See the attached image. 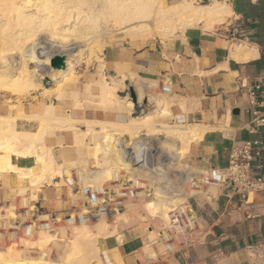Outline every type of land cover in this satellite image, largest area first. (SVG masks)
Here are the masks:
<instances>
[{
    "label": "crops",
    "instance_id": "1",
    "mask_svg": "<svg viewBox=\"0 0 264 264\" xmlns=\"http://www.w3.org/2000/svg\"><path fill=\"white\" fill-rule=\"evenodd\" d=\"M166 1L171 5L165 7L160 2L164 8L192 0ZM194 1L215 2L225 7V15L218 19L230 16L229 23L214 26L210 31L200 22L165 41L152 39L137 46L116 44L104 49L103 72L114 81L108 83L113 86L117 83L118 87L114 94L104 98L100 94L103 83H100V100L105 105L124 102V106L114 110H72V100L64 101L61 106L44 95L21 103L0 97V118L14 119L18 132H38L42 114L45 115L50 105L59 108L54 110L58 118L69 119L70 128L47 132L43 146L54 157V163L61 164L62 171H68L76 184L79 181L95 183L94 176H104L117 159H128L135 165L142 163L134 154L137 148L150 153L157 148L156 140L149 138L147 132L141 133L142 142L135 141L130 149L122 142L121 147L115 141V133L122 136L125 131L136 135L138 132L133 134L130 127L104 130L103 141L94 147L87 124L106 122L123 126L150 116L151 124L158 131L160 127L171 125L194 128L201 133V137L190 144L188 156L178 164L184 171L183 181L187 176L204 182L201 191L193 189L194 194L187 195L190 192L187 186L183 190L187 206L197 219L194 232L183 234L177 246L168 244L159 239L158 234L173 233L169 225L162 228L151 222L134 221L129 215L126 221L118 223L113 234L97 239L100 264H252L245 247L264 243V193L253 195L247 204L240 205L237 199H227L220 184L211 177L227 167L233 148L248 141L264 145V124H255V120L264 118V86H261L264 83V0ZM223 20L210 21L208 26ZM257 86L260 88L255 90ZM164 87L166 97L162 98L158 94ZM131 90L137 100V92H144L142 102H132ZM252 91L256 97L254 106L249 102ZM164 103L168 104V109L162 116L157 105ZM63 109L71 110L66 111L70 114L64 115ZM71 122L78 123L72 125ZM51 123L50 126L54 125ZM95 131L99 132V128ZM127 143L131 145L130 141ZM104 148L108 152L105 159L99 154L104 153ZM39 150L36 148L39 153L28 157L0 152V206L4 211L13 212L24 198L44 214H69L79 203L71 197L68 186H56L59 177L52 178L53 184L33 187L29 183L31 175L41 173V162L35 160ZM252 164L256 168L254 173L264 180V151L253 158ZM23 168L29 175H19ZM73 191L76 197L75 188ZM103 229L106 231V227Z\"/></svg>",
    "mask_w": 264,
    "mask_h": 264
},
{
    "label": "rangeland",
    "instance_id": "2",
    "mask_svg": "<svg viewBox=\"0 0 264 264\" xmlns=\"http://www.w3.org/2000/svg\"><path fill=\"white\" fill-rule=\"evenodd\" d=\"M160 2L165 7L171 5L166 0H152L153 5L156 7L154 10L155 13L158 11L157 8L159 6L162 9H168L162 7ZM209 4L210 3L207 2H196L192 0L189 7L184 4L177 6V11L171 15L164 16V18L156 17L155 13L151 14L149 21H151L154 26H150L147 31H145L146 33L140 28L139 29L143 31V33L140 31L141 34L135 32L139 31V29L135 30V28L134 31L129 29L130 32L129 30L103 32L98 35L97 39L88 38L85 43L87 44L86 47L79 46L76 40L74 39V41L71 37H68L67 41L64 42L62 39H58L54 34L49 36L46 32L48 30L52 31V28L48 29L44 26L49 24V22H45L41 26H38L35 32L31 34V32H23V28L16 25L13 20H10V22H7V24L11 25V27L8 28V40L16 45V49L11 52L0 51V76L7 73V61L5 58L8 55L14 57V59L16 56V60L18 57L23 60L22 57L29 56V59L36 63H29L27 66H22L23 70L26 69V71H22L20 66L18 67L21 69L18 68V70H21L24 75L27 73L30 74V76L27 74L26 77L29 78V82L34 81V83H36L37 90L35 89L36 91L34 90L31 93H14L5 90L0 91V97L21 103L29 98L44 95L49 99H55L61 106L64 101L72 100L74 102L72 110H84L86 108H89L90 110H114V108L124 106V102L122 104L117 102L113 105H105L100 100L98 92L99 84L111 82V78H107V75L103 72L102 54L104 49L116 44L137 46L152 39L165 41L174 37L177 33H182L186 28L197 26L200 22H202L201 26L204 29L210 31H213L214 26H226L230 21V16L225 17V19L223 18V20L215 17L208 18V16L200 13V6H207ZM8 15L9 19H12L13 16L10 14ZM4 20H6V18H4ZM218 20H223V22L220 24L214 23L212 26H208L211 24L210 21L216 22ZM169 25L173 30L161 29V27ZM58 27L59 26L57 25L55 26L56 29H58ZM55 55L65 57L66 69L64 71L53 70L50 68L49 61L48 70L42 72L40 76L41 81L40 79L38 81V78H33L36 76H34L35 74L32 72L37 68L36 64L43 60V56H46L50 60ZM15 70H17V67H15ZM21 71L20 74H22ZM42 77H45L44 80H42ZM47 89L51 90L49 91ZM165 89L166 88L164 87L163 91L158 94L162 98L166 97ZM143 96H145L144 92ZM108 97L111 98V96ZM157 106L158 110L162 112V116H165L168 104L164 103L163 106L162 104H158ZM54 110H59V108L53 109V111ZM68 110L69 109H63V114H70L69 112H66ZM1 119L3 118H0V121ZM8 119L14 121L12 118ZM49 122H52L51 118H48L47 123L50 124ZM69 123V119H66L65 124L70 126ZM77 123L78 122H71L72 125ZM115 125L116 124L106 122L87 124L86 126L89 128L90 142L93 143V146L95 147L96 145L101 144L105 134L104 130L113 131V128L114 130H126L134 125V123L130 122L123 126ZM96 127L99 128V132L95 131ZM189 129H191V131L193 130L192 128L168 125L160 127L158 131L155 129L154 125L150 124L145 127L142 126L137 128L136 131H138V133L136 135L124 131L126 134L120 136L119 132H117L118 134L114 132V138H116L115 141L118 142L121 147V142L124 143V146L127 144L129 145V143H127L129 141L131 144L129 146H133L132 144H134L135 141L142 142V137H140L141 133L147 132L146 135L149 138L156 140L158 149L154 148V152L150 153L143 148H137L135 153H133L138 162L140 161L142 163L135 165L131 164L128 159L120 160L111 167H118L115 170L114 175L108 176L110 178L107 176L95 175V183L86 184L79 181L76 184L72 181L71 174L68 171H65L66 173L62 171V173L53 174V178L59 177V184H56V186H68L71 197L79 203L77 209L69 214L54 215L55 217L53 220L58 221L54 225H52V220L50 218L53 215L49 214L47 217H43L47 214L38 211L24 198H21L17 209L13 211L12 217L4 216L6 212L3 211L4 208H1L0 206V256L4 258L8 264H80L79 260L83 257L89 264H100L98 261V250L96 248L97 239L106 234L107 236L113 234L118 223L126 221L129 215L134 217V221H147L158 227H168L170 218H168V220H163V215L160 214L161 212L154 210V206H152L153 203L160 201V199L178 201L174 207H166L164 210L166 209L165 211L169 215L168 212L171 211L170 209L173 211L177 208L176 211L181 214L185 225L184 228L186 231L184 232V235L187 236L188 234L193 233L194 230L191 231L190 229H192L193 221L196 223L197 219L194 216L192 209L187 206L188 203L186 196L183 194V190L184 187L187 186V189L190 190L187 195L194 194L193 189L195 188L194 190L201 191L204 187V182L192 180L187 176L185 181H183L182 174H184V171L181 166H178V164L188 156L190 144L199 139L195 138L194 132H190ZM177 131H180L181 134ZM159 135L162 136L161 139L158 137ZM44 138L42 141H44ZM175 138L182 139L180 156L177 148L178 144L173 141ZM5 140L6 142H4V145L0 146L1 153L10 154L13 149L20 150L22 147V145H19L10 138L6 137ZM41 144H43V142H41ZM42 148H44L43 145ZM134 148L135 147H132V149ZM41 149L39 151L42 152L43 150ZM12 154L16 153L13 152ZM99 154L103 156V159L108 156L106 149L104 150V153L100 151ZM124 155L126 158L128 152L126 151ZM109 159L110 156L108 160ZM38 160L42 161L40 159ZM107 162L105 164H107ZM23 171H20L19 175H29L27 172L23 174ZM169 171L171 173L170 180H162L159 177L160 174ZM47 177L48 176H45V178ZM211 177L214 180H217V182L220 180L218 172L213 173ZM33 178L34 176L31 175L30 181H32ZM102 180L105 181L100 182ZM125 183L126 186H123ZM43 184H53V182L51 180L49 183L44 182ZM74 186L78 187V195L76 197L72 195V193H74ZM86 186L95 188V190H97L98 187L106 189L108 195L105 199L106 205H112L116 212L112 216H107L97 222L69 223V220H67L68 216H74L79 210L85 209V200L82 196V189ZM184 196L185 198L181 199ZM185 206L188 208H185ZM191 217L193 218L191 219ZM165 221L167 226L165 225ZM44 224H48V227ZM103 227H106V231H104L105 229H103ZM61 231H64L63 236ZM44 235L47 237L45 243L41 241L42 236Z\"/></svg>",
    "mask_w": 264,
    "mask_h": 264
},
{
    "label": "bare ground",
    "instance_id": "3",
    "mask_svg": "<svg viewBox=\"0 0 264 264\" xmlns=\"http://www.w3.org/2000/svg\"><path fill=\"white\" fill-rule=\"evenodd\" d=\"M190 4L191 1H186L184 3V5L187 7H189ZM155 8L156 7L153 5L152 0H0V51L11 52L12 50L16 49V45L13 44L10 40H8L9 37L8 28H10L11 25L7 24V22H10V20H13L16 23V25L23 28V32L26 33L31 32V34L35 32L38 26H41L45 22H49V24L44 25L48 29L52 28V31L48 30L46 32L49 36L51 34H54L56 37H58V39L60 40L62 39V41L64 42L67 41L68 37H71L73 40L74 39L76 40L79 46L86 47L87 44L85 43L87 42L88 38L97 39L98 35L103 32H114V31L116 32L120 30H129V29H131V31H134V28L135 30H138L140 28L144 32L147 31V29L150 26H154V24H152L151 21H149V18L151 14L155 13L154 12ZM200 8H201L200 13H202L205 16H208V18L223 17L227 10L225 9V7L217 3L209 4L207 6L206 5L200 6ZM157 9L158 11L155 13L156 17L164 18V16L173 14L175 11H177L178 8L177 6L174 7L172 6L171 8L168 9H162L159 6ZM8 14L13 16L12 19H9ZM4 18H6V20H4ZM56 25L59 26L58 29L55 28ZM170 27H171L170 25L163 26L161 27V29L171 30L172 28ZM140 29L139 31H135V32L140 33L141 31ZM143 31L141 32L143 33ZM22 58L23 60L20 59V57H18V59L16 60V56L14 59V57L12 56L10 57V55H8L5 58L7 61V67H6L7 73L2 74L0 76L1 77L0 91L9 90L14 93H31L35 89L37 90L36 83H34V81L32 80H31L32 82H29V78L26 77L27 74L29 76L30 74L27 73L26 75H24L22 72L24 70L26 71V69L23 70L22 66H27L29 65V63L33 64L36 62H32L29 59V56ZM49 61L50 60L46 56H43V60L39 61L36 64L37 68L34 70L32 69L33 72L31 71L33 74H35L34 76H36L33 78L36 79L38 78V81L39 79L41 81L40 76L42 72L48 70ZM18 66L22 68V71L18 70V68L21 69ZM15 67H17V70H15ZM20 71L22 72L23 75L20 74ZM44 78L45 77H42V80H44ZM117 87H118L117 83L115 86H113L105 82L102 84V87L100 89V94L104 98H107V95H109L110 93L113 94L115 93ZM137 94H138L137 102L138 101L142 102V100L144 99L143 92L138 91ZM128 106L129 108H131L132 104L129 103ZM53 109L54 108L50 105L45 115L42 114L43 116L41 117V124H40L41 128L36 133L18 132L15 129V124L13 120L8 119L9 117L1 119L0 146L4 145V142H6L5 138L7 137L13 140L14 142L18 143L19 145H22L20 150H15V149L12 150V153L13 152L16 153L15 155L28 157L29 155L38 154L39 152L36 153V148L38 147L39 149L42 148L43 144H41V142H43L42 140L45 134H47V132L61 128L68 130V128L70 127L67 124H65V120H66L65 118L63 119L58 118V116L54 114ZM48 118H51V120L53 121V123L51 124H54L55 126L54 125L50 126L47 123ZM133 122L134 125L130 127V132L134 134L135 132H138L136 131L137 128L150 125L152 123V119L150 116H147L138 120H134ZM192 129H193L192 131L191 129H189V131L194 132V137L200 138L201 133L194 128ZM177 132L179 133L180 131ZM179 134H181V132ZM173 141H175V143L178 144L177 148L180 156V150H182L181 149L182 139L175 138L173 139ZM128 148L130 149L129 145ZM41 150L43 151L42 152L40 151L41 153L39 155H36L35 157L37 158L35 160L38 159L42 160V161L38 160L39 162H42L40 164L42 167L41 173L39 175L34 173L36 176H34L33 180L29 182L33 184L32 185L33 187L36 185H41L44 182L49 183L54 176L53 174L62 173L61 164L56 165L54 163L53 160L54 157L50 155L49 150L46 149L45 147L42 148ZM118 161L119 159H117L116 163ZM117 168L118 167L109 168V169L107 168L106 172L104 173V176L108 177L110 175H114L115 170ZM24 169L26 168H23V170ZM26 170L23 171V174L26 173ZM30 170L32 169L30 168ZM170 174L171 173L169 171L160 174L159 177L162 180L167 181L170 180V176H171ZM45 176L48 177L45 178ZM24 188L28 189V187H24ZM20 191L21 190H19V192ZM177 202L178 201H174V200L160 199V201H156L155 203H153L152 206H154V210H158L161 212L160 214L163 215V220L165 219L168 220V218H170L171 216L170 214L168 215L166 213L165 211L166 209L164 210V208L174 207V205ZM5 210L6 213L4 216L12 217L13 215L12 210L10 209H5ZM170 210L171 211L168 213L174 212L175 210H177V208L174 209L173 211L172 209ZM192 218L193 217H191V219ZM165 225H166V221H165ZM61 234L63 236L64 231H61ZM46 239L47 237L44 235L42 236L41 241L45 243ZM79 262L80 264H89L84 260V257L81 260H79ZM0 264H8V262L0 256Z\"/></svg>",
    "mask_w": 264,
    "mask_h": 264
},
{
    "label": "built area",
    "instance_id": "4",
    "mask_svg": "<svg viewBox=\"0 0 264 264\" xmlns=\"http://www.w3.org/2000/svg\"><path fill=\"white\" fill-rule=\"evenodd\" d=\"M261 86H264V83ZM259 88L260 86H257L255 90ZM255 98V93L253 91L250 92V105H255ZM260 123L264 124V118L255 120L256 125ZM262 151H264V145L256 141L245 142L242 146L230 150L227 167L218 172L220 178L218 183L222 188L223 195L227 199H237L238 203L242 205L247 204L251 196L264 193V180L261 176L254 173L256 168L252 164L253 158L255 156L259 157ZM126 183L123 186H126ZM74 188L75 192L78 193L76 187ZM82 196L85 200V209L79 210L74 216H68L67 220H69V223L97 222L115 214V208L112 205H106L105 199L108 195L106 189L103 187H98L97 190L92 187L83 188ZM169 214L171 217L168 225L173 229V233L159 232L158 237L162 241L168 242V244L177 246L186 229L184 228L185 225L181 214L178 211L175 210ZM54 217V215L50 217L52 225L58 222L53 220ZM192 224L191 231L196 228L194 221ZM44 225L48 227V224ZM186 243L189 242L186 241ZM169 248L171 249V245ZM245 249L252 264H264V243L249 244Z\"/></svg>",
    "mask_w": 264,
    "mask_h": 264
},
{
    "label": "water",
    "instance_id": "5",
    "mask_svg": "<svg viewBox=\"0 0 264 264\" xmlns=\"http://www.w3.org/2000/svg\"><path fill=\"white\" fill-rule=\"evenodd\" d=\"M50 68L57 71H64L66 69L65 57L61 55H55L50 59ZM130 97L132 102L135 104L137 102L134 91H130Z\"/></svg>",
    "mask_w": 264,
    "mask_h": 264
}]
</instances>
